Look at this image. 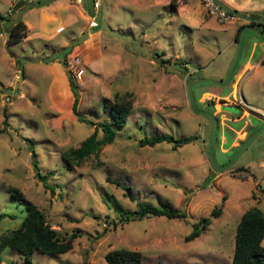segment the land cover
Masks as SVG:
<instances>
[{
  "label": "rangeland",
  "instance_id": "374dc122",
  "mask_svg": "<svg viewBox=\"0 0 264 264\" xmlns=\"http://www.w3.org/2000/svg\"><path fill=\"white\" fill-rule=\"evenodd\" d=\"M36 1L0 0V234L24 219L25 198L61 236L78 233L66 252L33 251L31 264H109L105 253L119 247L140 250L141 264H230L241 213L252 205L264 211V132L231 167L216 170L206 147L211 121L191 109L187 85L225 76L235 55V23L243 19L218 21L203 0H97L98 6L96 0ZM251 2L260 7L264 0ZM18 18L31 26L21 42L8 44L7 30ZM248 36L260 40L257 32L245 31L225 84L192 86L196 107L206 105L217 117L218 165L264 126V63L260 48L250 54ZM70 80L78 110L93 121L107 118L103 101L115 93L130 91L133 100L115 138L79 162L63 153L95 125L73 113ZM211 90L221 96L207 98ZM240 90L247 103L238 101ZM221 103L239 104L242 112L220 109ZM158 133L197 138L177 146L167 140L141 144ZM33 152L53 190L37 177ZM13 188L23 198H11ZM143 200L175 206L187 216L120 218L119 208H137ZM215 206L218 216L185 241L193 222ZM0 256V264H28L10 248Z\"/></svg>",
  "mask_w": 264,
  "mask_h": 264
},
{
  "label": "trees",
  "instance_id": "16d2710c",
  "mask_svg": "<svg viewBox=\"0 0 264 264\" xmlns=\"http://www.w3.org/2000/svg\"><path fill=\"white\" fill-rule=\"evenodd\" d=\"M175 1L176 0H171L172 3H176ZM36 3L43 4L47 2L37 0ZM0 17L3 16L0 15ZM242 26L243 24L237 27L235 33L236 40ZM25 29L27 30L26 23L23 19L18 18L7 30V43L14 44L21 42L26 36ZM262 63H264V58ZM69 84L74 95L72 101L73 113L79 120L95 125L94 130L87 135L77 147L63 153L65 159L79 162L89 157L91 153L97 154L104 143L110 142L115 138L117 130L122 129L127 121L128 115L132 110L133 100L130 91L115 93L113 100L103 101V108L106 110L107 118L93 121L84 117L78 110L77 104L79 97L76 84L72 80H70ZM210 111H213V109H210ZM98 129L102 131L101 136L97 135ZM249 135L250 134L246 136L240 145L234 147V152L226 161L233 157ZM195 138H197L196 134L174 136L171 133H158L145 136L140 142L142 145H154L155 143L167 140L172 141L174 146H177ZM28 139L31 140L30 138ZM35 155L36 153L33 152V164L36 169L37 177L44 182L46 187L53 190V186L46 180L47 173H42L39 170L38 160ZM125 188L128 190L127 195L132 196L131 187L128 185L125 186ZM12 190L11 198H23L22 193L19 192L17 188H13ZM24 200L28 208L26 216L17 227L11 228L0 234V253L4 248L16 250L24 256L26 263L31 264V254L35 250L48 253H62L69 250L73 245L74 238L78 235L77 231H72L67 236H61L58 231L47 222L45 214L41 209L28 202L25 198ZM119 211L121 214L120 218L123 220H128L133 217H143L150 214L183 219L187 216L185 210L169 205L159 206L147 200L137 201V208H119ZM219 212L220 207L215 206L212 208L210 215L201 216L197 221H194L192 229L184 235V240L188 241L200 235L211 223L212 217L218 216ZM1 215H3V213ZM263 237L264 211L260 207L252 205L241 213L237 222L231 264H264ZM105 259L109 264H141L142 253L137 249L119 247L108 250L105 253Z\"/></svg>",
  "mask_w": 264,
  "mask_h": 264
},
{
  "label": "water",
  "instance_id": "95a60500",
  "mask_svg": "<svg viewBox=\"0 0 264 264\" xmlns=\"http://www.w3.org/2000/svg\"><path fill=\"white\" fill-rule=\"evenodd\" d=\"M215 1L218 2L220 5H222L223 7H225L230 12L235 13L238 17L243 18L249 22L250 21H257L260 23L264 22V18L249 16V15L237 10L236 8L232 7L231 5L227 4L223 0H215ZM262 28H263V24H260L259 28H256V27H254L248 23L242 26V28L240 29L238 38H237L234 58L232 59L230 66H229V68H228V70H227V72L223 78H221V79H215L212 77L194 78V79H191L187 85V91H188L191 109L193 111L199 113V114H202V115L209 117V119L211 121V129H210V132H209V135L207 138L206 147H207V154H208L209 160L216 170L222 171V170H225V169L231 167L236 162V160L238 159L240 154L244 151V149L255 138V136L260 132H264V126L259 127L254 133L250 134L249 137L246 139V141L241 145V147L236 151V153L233 155V157L230 160H228L226 163L218 165L217 161L215 159L214 153H213V147L215 145L213 142V138H214L215 132L217 130V117L215 116L214 112H211V111L205 110V109H200V108L196 107L195 99H194L193 91H192V86L195 83L202 82V81H211L213 83H217L220 85L225 84L229 80V77H230V75L233 71V68L235 66V63L237 61V58H238V55L240 52V47L242 44L243 35H244L245 31L249 30V31L257 32L258 35H264V29H262ZM219 107H220V109L228 110L232 113H238L240 111V107L238 105L230 104V103H221L219 105Z\"/></svg>",
  "mask_w": 264,
  "mask_h": 264
},
{
  "label": "crops",
  "instance_id": "0c3cea01",
  "mask_svg": "<svg viewBox=\"0 0 264 264\" xmlns=\"http://www.w3.org/2000/svg\"><path fill=\"white\" fill-rule=\"evenodd\" d=\"M50 1H51V3L48 0L46 4H48V2H49L50 5H59V4H62L63 2L65 3L66 0H50ZM223 1H225L227 4L231 5L232 7L236 8L237 10H239V11H241V12H243V13L249 15V16L264 18V13H261V12H263L264 3H262L261 6L259 7L255 3H252L251 2L252 0H239L237 2L236 1L234 2V0H223ZM175 2L176 3H172V4L176 5L177 1H175ZM46 6H48V5H46ZM30 7H32V6H29L28 9ZM23 21L26 23L27 26H29L28 24H30V22L27 19H25ZM247 23L252 25V26H254V27H256V28H259V25L263 24V28L262 29H264V22H262V23L257 22V21H250L249 22V21L243 19V21L235 23V30L233 31V33H234V36H233L234 43L237 42V40L235 39V33L237 31V27L239 25H241V24L245 25ZM252 23H254V24H252ZM30 26H31V24H30ZM27 31H28V27H27ZM258 38H260V40L259 39L258 40L255 39V36H252V37L248 36L247 44L250 46V54L253 53V51H256L255 50L256 48L257 49L260 48V50L262 52V55H261V57L259 58L258 61H259V64L262 65L263 64L262 60L264 58V35L263 36L260 35ZM242 41H243V39H242ZM247 59H248V61L250 60V58H247ZM247 59L244 61V63L247 61ZM244 63H242L241 67L243 66ZM249 63H251V62L249 61ZM219 79H221V78H219ZM220 93L221 92H218V91H215V90H211V91H209V94H211V95H207L206 97L210 98V99L212 97H214V96H218L219 97V96H221ZM240 94H241V98H239V99L241 100V102L247 103L245 98H244V96H243L242 90H240ZM198 99H199V97H198ZM231 259H232V257H231ZM230 264H231V262H230Z\"/></svg>",
  "mask_w": 264,
  "mask_h": 264
},
{
  "label": "built area",
  "instance_id": "2783aa9c",
  "mask_svg": "<svg viewBox=\"0 0 264 264\" xmlns=\"http://www.w3.org/2000/svg\"><path fill=\"white\" fill-rule=\"evenodd\" d=\"M204 5L206 7V11L208 14L218 21L224 22L228 20H233L237 17V15L233 12H230L225 7L220 5L215 0H203ZM95 6H98V1H95ZM95 23V22H94ZM0 35H2V31L0 30ZM6 99L9 100V95L6 96Z\"/></svg>",
  "mask_w": 264,
  "mask_h": 264
},
{
  "label": "flooded vegetation",
  "instance_id": "af4514ba",
  "mask_svg": "<svg viewBox=\"0 0 264 264\" xmlns=\"http://www.w3.org/2000/svg\"><path fill=\"white\" fill-rule=\"evenodd\" d=\"M191 80V79H190ZM239 102H241V100L239 99L238 100ZM241 103H243V102H241ZM235 105H238L239 107H240V111L238 112V113H241L242 112V109H241V106L239 105V104H235ZM191 107V106H190ZM198 108H200V107H198ZM200 109H205V110H209L210 111V109L205 105V106H202ZM212 112V111H211Z\"/></svg>",
  "mask_w": 264,
  "mask_h": 264
}]
</instances>
